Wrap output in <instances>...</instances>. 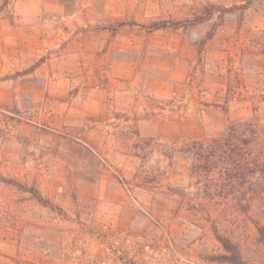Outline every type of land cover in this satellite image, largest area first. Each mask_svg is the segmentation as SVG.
<instances>
[{
  "label": "rangeland",
  "instance_id": "obj_1",
  "mask_svg": "<svg viewBox=\"0 0 264 264\" xmlns=\"http://www.w3.org/2000/svg\"><path fill=\"white\" fill-rule=\"evenodd\" d=\"M253 97L264 117V0H0V177L46 201L0 181V264H225L212 223L264 264V201L165 156Z\"/></svg>",
  "mask_w": 264,
  "mask_h": 264
},
{
  "label": "trees",
  "instance_id": "obj_2",
  "mask_svg": "<svg viewBox=\"0 0 264 264\" xmlns=\"http://www.w3.org/2000/svg\"><path fill=\"white\" fill-rule=\"evenodd\" d=\"M224 10L220 11L219 8L210 5L190 19L154 21L147 26L139 25V27L151 32L177 29L181 26L190 28L209 20L216 12H220L221 16ZM133 25L135 24L117 23L110 30L115 33L125 26ZM252 99L254 103L252 118L230 122L218 136H195L181 145L174 142L169 154L165 156L170 158L174 153H179L184 156L191 177L201 178L209 174V178L214 179L212 175H216L222 186L228 188L232 186L244 188L249 185L253 198L264 201V117L259 113V104L262 100L255 101L257 97ZM0 181L29 193L38 202L46 203L34 185H23L3 177H0ZM252 223L260 237L264 238V224L260 223L259 219H253ZM211 230L223 251V255L220 256L222 263L250 264L243 259L237 243L221 235L213 223Z\"/></svg>",
  "mask_w": 264,
  "mask_h": 264
}]
</instances>
